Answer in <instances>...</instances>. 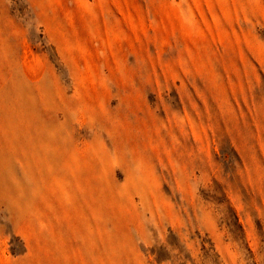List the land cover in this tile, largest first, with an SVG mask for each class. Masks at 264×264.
Returning a JSON list of instances; mask_svg holds the SVG:
<instances>
[{"label":"rangeland","instance_id":"374dc122","mask_svg":"<svg viewBox=\"0 0 264 264\" xmlns=\"http://www.w3.org/2000/svg\"><path fill=\"white\" fill-rule=\"evenodd\" d=\"M0 264H264V0H0Z\"/></svg>","mask_w":264,"mask_h":264}]
</instances>
